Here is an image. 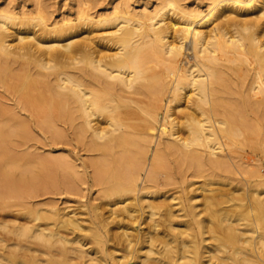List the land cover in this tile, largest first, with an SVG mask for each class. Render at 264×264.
Segmentation results:
<instances>
[{"label":"bare ground","instance_id":"1","mask_svg":"<svg viewBox=\"0 0 264 264\" xmlns=\"http://www.w3.org/2000/svg\"><path fill=\"white\" fill-rule=\"evenodd\" d=\"M164 2V6L143 16L126 8L118 10L109 23L105 18L93 23L82 10L79 24L53 30L48 29L42 13L23 18L17 29L13 24L16 15L0 12V83L11 80V89L27 106L42 103L45 116L73 126L78 140L104 156L94 162V167L100 183L106 186L105 194L109 199L132 197L130 201H114L111 206L121 205L119 211L126 217L138 215L148 222L144 242L150 247L149 254L159 255L161 262H155L264 264V197L260 194L219 191L201 201L197 194L177 197L163 190L166 156L195 164L197 169L209 165L219 170L225 160L212 159L217 155L214 152H222L224 142H228L224 146L234 145L240 133L244 136L242 131L249 133L242 129L250 120L243 110L251 106L247 112L260 121L257 125L262 128L264 22L245 23L237 18L254 8L263 14L264 0L243 4L221 0L203 16L182 9L176 0ZM105 25L111 27L106 31L109 35L73 41L77 34H92L93 28ZM10 36H16L19 43L8 40ZM185 44L192 52L189 60L185 59ZM14 63H19V68H14ZM242 88L254 91L256 97L260 95L258 100L251 99L258 104L254 106L244 98L235 101ZM227 95L235 100L228 102ZM167 97L170 100L163 114ZM182 100L186 111L178 117L173 111L180 115ZM45 127L50 128L48 121ZM158 135L166 141L155 150L147 183L139 193L149 141ZM204 153L210 158L206 159ZM40 164L44 167L45 161ZM65 167L70 170L69 165ZM1 177L12 179L15 188L25 181L22 176L16 179L9 170H3ZM0 198L4 199V193L0 192ZM33 213L35 222L45 220V212ZM65 216L60 224L66 229L100 237L101 230L83 228L78 218ZM255 223L258 230L251 227ZM29 224L15 225V234L34 238L41 248L52 240H65L58 231L46 232L45 226L34 221ZM124 229L130 236L129 228ZM154 238H159L162 247L156 249L157 253L153 250ZM149 242L154 244L153 249Z\"/></svg>","mask_w":264,"mask_h":264},{"label":"rangeland","instance_id":"2","mask_svg":"<svg viewBox=\"0 0 264 264\" xmlns=\"http://www.w3.org/2000/svg\"><path fill=\"white\" fill-rule=\"evenodd\" d=\"M164 1L0 0V12L16 15L17 19L13 24H16L14 28L17 29L23 18L35 17L42 13L45 15L46 24L49 25L48 29L53 30L70 24H79L78 16L82 10H85L90 19H93V23L97 22L99 18H105L106 22L109 23L108 20H112V16H114L113 12L118 10L126 8L134 14L143 16L164 6ZM176 1L182 9L188 12H198L203 16L221 0ZM237 1L243 4L250 0ZM241 14L242 16L237 18L240 22L250 23L253 20L264 22V13L258 14L257 8ZM110 28V25L93 28L92 34L79 33L73 41L105 37L109 35L106 31L109 32ZM39 29L36 27V30ZM15 39L16 36H10L8 40L13 41L14 44L19 43V40ZM28 40L31 41V39ZM53 47L64 51L57 45ZM102 48L104 50L105 46L103 45ZM184 48L186 49L185 59H191L192 52L188 50V44H185ZM13 66L19 68V63H14ZM32 72L38 71L32 70ZM42 72L45 73V71ZM248 82L247 80L246 83L248 84ZM11 84V80L5 84L0 83V128L4 131L3 134H0V192L4 193V199L0 198V264H161L158 259L159 255L149 254L150 247L144 242L148 232V222H145L138 215L126 217L119 211L121 205L111 206L114 201L126 199L130 201L132 197L109 199L106 196V186L100 183V178L94 167V162L98 159L103 160L104 156L89 150L85 142L78 140L73 126L70 127L71 125L62 123L53 116H45L46 109L42 103L27 106L11 89ZM243 90L245 89L242 88L241 91L238 90L240 92L237 91L239 99L236 98L235 100L234 96L229 95L225 98L228 102L229 100L239 102L243 98L244 100L249 99L246 101H249L250 104L253 103L251 99L254 97V99L257 98L256 100L261 98L260 95L256 97L254 91ZM229 97L230 99H228ZM169 100L167 97L163 103V114ZM181 102L180 115L178 113L176 115V112L173 111L174 115L178 117H181V113L186 111L183 107L185 106L184 100ZM253 104L255 106L258 102L254 100ZM247 108L249 110L243 111H246L250 120L247 119V115H245L247 117L245 120L247 119L246 123L249 122L250 125H247V129L245 127L242 129L247 130L248 135H246V131H242L244 136H241L240 133L234 145L230 144L231 147L230 145L224 146L225 144L228 145V142H224L221 150L223 153L215 151L216 157L214 155L211 157L212 159L213 157L214 159L222 157L225 160L221 169L218 170L209 165L197 169L195 164L178 162L177 158L166 156L164 158L166 169L163 174L166 185L163 190L169 191L177 197L189 193L197 194L196 196L201 201L204 196L219 191L226 194L235 190H238L239 194L244 191H252L264 197V130L261 134H259L261 131L258 133L264 124L260 129L257 125L258 119L252 117L251 112L248 113L252 107L248 106ZM163 114L162 117H164ZM250 117L255 119L256 123ZM45 121L49 122L50 128L45 127ZM253 128L254 131L250 132ZM12 130L20 133H12ZM165 141L166 138L162 137L160 140L159 135L151 142L149 141L146 166L138 181L137 191L139 193L142 192V189L144 190L147 183L150 163L155 150L160 143L162 145ZM224 141L226 140L224 139ZM228 147L232 149L230 150L234 154ZM215 148L217 147L215 146ZM204 156L207 159L211 155L209 157L207 154ZM44 161L45 166L43 167L40 162ZM68 165L70 170L65 167ZM3 170L11 171L16 179L22 176L25 183H19L17 184L18 187L15 188L10 182L12 179L6 181L1 177ZM36 210L45 212V220H38L39 222L36 221L37 224L33 219L35 218L33 212ZM65 215L78 218L83 228L91 227L101 230L100 237H97L100 241L96 237L73 233L63 227L60 222L66 218ZM28 216L32 217H29L31 220ZM33 221L35 225L40 223L41 226H45L46 232L48 230L58 231L65 237V240H62L63 242L52 240L41 248L39 242L36 243L34 238L15 234L13 229L15 225L29 224L30 222L29 225H32ZM241 223L237 225L244 228ZM127 227L131 237L125 235L126 229L124 228ZM251 227L257 229L259 226L255 223ZM74 237L77 238L74 240ZM154 241L155 245L153 243L151 245H154L155 249L150 245L152 241L149 242V245L157 253L156 249L160 251L162 247L159 238L158 240L154 238ZM157 260L160 262H155ZM214 262V264H220L218 261Z\"/></svg>","mask_w":264,"mask_h":264}]
</instances>
